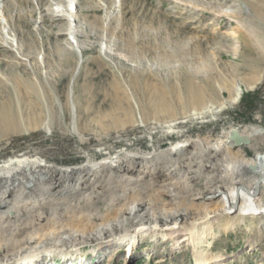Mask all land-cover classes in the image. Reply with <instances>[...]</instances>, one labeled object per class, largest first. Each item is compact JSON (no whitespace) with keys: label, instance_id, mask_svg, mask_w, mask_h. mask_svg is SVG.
Here are the masks:
<instances>
[{"label":"rangeland","instance_id":"1","mask_svg":"<svg viewBox=\"0 0 264 264\" xmlns=\"http://www.w3.org/2000/svg\"><path fill=\"white\" fill-rule=\"evenodd\" d=\"M1 2L21 52L0 46V165L27 155L74 167L123 151L158 152L186 139L214 142L231 128L257 126L264 134V0H226L217 6L211 0H80L81 54L67 48L65 22L46 16L50 0ZM219 6L233 16L208 13ZM105 17L107 30L94 26ZM40 51L45 69L34 64ZM207 68L211 85L206 90L201 75ZM236 83L243 86L235 103L199 112L208 101L227 98L219 87L231 89ZM252 139L240 146V155L249 159L264 155L262 137ZM202 179L186 190L197 191ZM217 219L212 224L216 236L205 238L202 248L220 264H264V220L223 230L226 221ZM119 243L120 248L114 250L115 243L99 254L87 244L78 249L43 244L34 252L48 253L35 263L195 264L185 239L174 245L147 234L131 253L128 241ZM20 257L4 264H17Z\"/></svg>","mask_w":264,"mask_h":264},{"label":"bare ground","instance_id":"2","mask_svg":"<svg viewBox=\"0 0 264 264\" xmlns=\"http://www.w3.org/2000/svg\"><path fill=\"white\" fill-rule=\"evenodd\" d=\"M225 1L211 0V4L224 5ZM50 2L46 16L53 22H65L62 34L67 48L81 54L77 44L81 32L76 29L80 23V0ZM4 6L1 2L0 46L13 52L21 50ZM101 6L108 8L106 3ZM208 13L228 19L233 16L224 6ZM106 21V17L100 18L93 25L105 30L109 27ZM34 64L46 68L41 51ZM201 76L207 90L211 85L208 68ZM241 86L242 83H236L231 89L219 87V94L226 92L227 98L223 97L220 103L208 101L199 112L235 103ZM202 94L200 90L198 96L203 97ZM43 122L44 128H48L47 119ZM233 133L249 143L255 135L264 140L263 129L247 126L243 130L231 128L214 142L209 138L186 139L158 152L141 155L123 151L74 167L51 165L27 155L8 159L0 165V255H4L0 264L18 256L24 261L17 264H37L48 253L34 252L43 244L75 249L87 244L95 249L94 254H99L115 243L119 245L113 249L120 248L119 242L126 240L131 253L147 234L166 237L174 245L185 239L193 248L195 264H220L216 255L211 256L201 247L205 238L216 236L212 224L218 222L217 218L226 221L228 226L223 230L264 220V155L258 152L252 159L240 155V146L236 147L232 140ZM250 168L254 172L249 175L246 172ZM201 177L204 179L198 190L188 192L186 186ZM19 178H23L20 185ZM31 252L34 256L28 259Z\"/></svg>","mask_w":264,"mask_h":264},{"label":"water","instance_id":"3","mask_svg":"<svg viewBox=\"0 0 264 264\" xmlns=\"http://www.w3.org/2000/svg\"><path fill=\"white\" fill-rule=\"evenodd\" d=\"M232 140H233L234 145L236 147H238V146H247L249 144L248 140H246L245 138L239 136L237 133H233Z\"/></svg>","mask_w":264,"mask_h":264},{"label":"trees","instance_id":"4","mask_svg":"<svg viewBox=\"0 0 264 264\" xmlns=\"http://www.w3.org/2000/svg\"><path fill=\"white\" fill-rule=\"evenodd\" d=\"M241 97H242V95H241ZM241 99V98H240Z\"/></svg>","mask_w":264,"mask_h":264}]
</instances>
